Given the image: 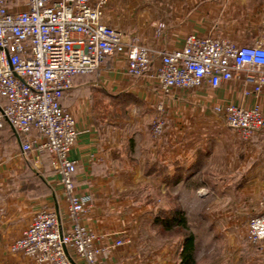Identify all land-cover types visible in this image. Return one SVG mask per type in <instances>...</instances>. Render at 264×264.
<instances>
[{
    "label": "crops",
    "instance_id": "1",
    "mask_svg": "<svg viewBox=\"0 0 264 264\" xmlns=\"http://www.w3.org/2000/svg\"><path fill=\"white\" fill-rule=\"evenodd\" d=\"M104 2L101 21L154 52L180 49L189 34L218 33L239 46L264 39V0ZM125 66L122 56L106 57L95 72L75 76L60 100L81 132L70 151L73 179L77 194L90 198L81 224L108 248L102 264H264V242L246 239L247 221L264 211V127L243 140L214 110L255 107L264 117V85L245 96L250 87L235 74L217 88L163 94L147 78L128 76ZM100 97L107 106H99ZM158 115L164 130L153 138L150 122ZM20 142L4 123L0 264H35L8 247L38 211L55 212L63 230L67 225L51 157L23 156ZM173 213L179 220L164 228L162 217ZM118 240L125 243L114 247Z\"/></svg>",
    "mask_w": 264,
    "mask_h": 264
},
{
    "label": "built area",
    "instance_id": "2",
    "mask_svg": "<svg viewBox=\"0 0 264 264\" xmlns=\"http://www.w3.org/2000/svg\"><path fill=\"white\" fill-rule=\"evenodd\" d=\"M104 5V0H0V98L5 101L0 128L8 124L21 139V155L51 157L67 205L66 229L55 212L42 209L9 245V252L35 264H71L73 257L102 264L108 249L80 222L90 198L76 192L77 162L70 151L81 132L60 102L75 76L95 72L106 57L119 55L128 76L147 78L163 94L203 85L217 88L235 74H242L250 87L245 96L259 94L264 85V39L239 46L228 38L189 34L180 49L154 52L137 36L104 24ZM214 110L243 140L264 127L255 107L228 104ZM163 130L158 115L151 124L152 137L159 138ZM246 239L255 245L264 242V211L247 221ZM124 243L118 240L114 247Z\"/></svg>",
    "mask_w": 264,
    "mask_h": 264
},
{
    "label": "rangeland",
    "instance_id": "3",
    "mask_svg": "<svg viewBox=\"0 0 264 264\" xmlns=\"http://www.w3.org/2000/svg\"><path fill=\"white\" fill-rule=\"evenodd\" d=\"M215 20H217V18H215ZM234 20V18H231V21H233ZM208 36H211V37H216V38H228L227 36H225V35H222V34H218V33H213V34H210V35H208ZM230 41H231V39L230 38H228ZM101 99H102V101H101ZM99 101L100 102H98V104H99V106H107L106 104H108L107 102H108V100L106 99V98H99ZM104 110H106V107L104 108ZM104 114H106V112H104ZM110 114H112L111 112H110ZM119 115H121V113H119ZM101 113H99V119L101 118ZM152 123L150 122V125H151ZM248 241V240H247ZM249 242V241H248Z\"/></svg>",
    "mask_w": 264,
    "mask_h": 264
},
{
    "label": "trees",
    "instance_id": "4",
    "mask_svg": "<svg viewBox=\"0 0 264 264\" xmlns=\"http://www.w3.org/2000/svg\"><path fill=\"white\" fill-rule=\"evenodd\" d=\"M176 215H177V213H173V214H170V215L168 214L165 217H162V223H163L162 225H163V227L168 229L172 225H174L175 223H177V221L179 220V218L174 217ZM171 216H172V218H171Z\"/></svg>",
    "mask_w": 264,
    "mask_h": 264
},
{
    "label": "water",
    "instance_id": "5",
    "mask_svg": "<svg viewBox=\"0 0 264 264\" xmlns=\"http://www.w3.org/2000/svg\"><path fill=\"white\" fill-rule=\"evenodd\" d=\"M71 264H74L73 261H71Z\"/></svg>",
    "mask_w": 264,
    "mask_h": 264
}]
</instances>
